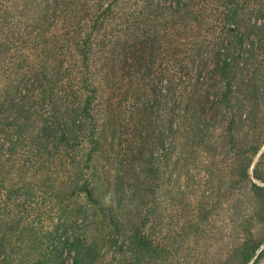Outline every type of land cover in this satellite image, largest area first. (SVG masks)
<instances>
[{"label": "trees", "instance_id": "1", "mask_svg": "<svg viewBox=\"0 0 264 264\" xmlns=\"http://www.w3.org/2000/svg\"><path fill=\"white\" fill-rule=\"evenodd\" d=\"M263 86L264 0H0V264H263Z\"/></svg>", "mask_w": 264, "mask_h": 264}, {"label": "rangeland", "instance_id": "2", "mask_svg": "<svg viewBox=\"0 0 264 264\" xmlns=\"http://www.w3.org/2000/svg\"><path fill=\"white\" fill-rule=\"evenodd\" d=\"M264 87V86H263ZM258 96L262 97L264 99V88H259V94ZM264 104V101H263ZM261 116H264V107L262 106L261 111H260ZM189 180L185 181H180V183L178 184V191H181L185 194L186 193H191V192H195L196 194V190L198 191L201 187H202V177H201V173L197 170H193L192 174L190 175V177H188ZM249 205V201H248V196H242L240 198V200L236 201L232 206H231V211L232 214L235 216V218H240V215L242 213L246 212V208ZM107 257V256H104ZM105 259V258H103ZM102 259V260H103ZM101 264V263H99ZM264 264V263H263Z\"/></svg>", "mask_w": 264, "mask_h": 264}]
</instances>
